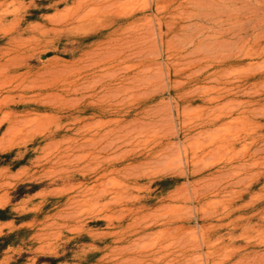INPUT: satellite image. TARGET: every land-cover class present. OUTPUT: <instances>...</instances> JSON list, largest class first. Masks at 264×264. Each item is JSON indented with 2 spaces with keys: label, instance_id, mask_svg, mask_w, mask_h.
<instances>
[{
  "label": "rangeland",
  "instance_id": "1",
  "mask_svg": "<svg viewBox=\"0 0 264 264\" xmlns=\"http://www.w3.org/2000/svg\"><path fill=\"white\" fill-rule=\"evenodd\" d=\"M0 264H264V0H0Z\"/></svg>",
  "mask_w": 264,
  "mask_h": 264
}]
</instances>
